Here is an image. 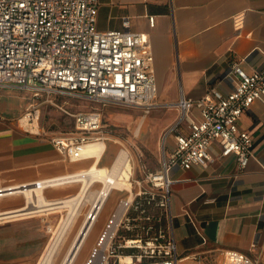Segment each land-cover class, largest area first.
Instances as JSON below:
<instances>
[{
  "label": "crops",
  "instance_id": "0c3cea01",
  "mask_svg": "<svg viewBox=\"0 0 264 264\" xmlns=\"http://www.w3.org/2000/svg\"><path fill=\"white\" fill-rule=\"evenodd\" d=\"M149 17L155 19L153 27ZM126 22L129 31L144 33L150 41L161 108L181 96L198 99L211 88L229 93L222 78L234 66L246 74L264 69V0H98L99 31L121 30ZM29 96L14 87L0 89V264L36 263L50 240L46 226L65 214L46 209L76 194L81 177L89 182L90 175L83 173L95 163L92 158L67 161L38 129L19 127ZM167 108L166 131L179 115ZM110 119L124 121L119 115ZM237 125L252 136L253 157L245 170L233 156L220 157L214 142V161L206 168L172 171L173 234L187 264H221L220 252L226 249L264 264V103L254 102ZM186 126L162 136L167 152ZM104 154L98 166L107 162ZM34 188L41 189V198L29 192ZM40 206L44 211L29 213Z\"/></svg>",
  "mask_w": 264,
  "mask_h": 264
},
{
  "label": "built area",
  "instance_id": "2783aa9c",
  "mask_svg": "<svg viewBox=\"0 0 264 264\" xmlns=\"http://www.w3.org/2000/svg\"><path fill=\"white\" fill-rule=\"evenodd\" d=\"M97 9L98 0H0V89L14 87L28 92L33 102L43 98L42 104L54 106L60 97L92 104L74 113L58 106L73 118V132L48 140L70 162L87 159L83 152L88 145L109 138L105 108L147 114L159 106L147 35L129 31L127 22L121 30L99 31ZM148 22L153 27L154 17ZM222 79L230 86L225 95L211 88L198 99L181 96L167 105L179 115L164 137L184 122L186 131L175 134L169 152L162 142L157 170L143 166L136 179L134 169L131 191L112 189L103 195L105 205L112 191L125 192L116 199L83 264H187L188 258L178 255L173 234L172 171L206 168L214 161V142L220 157L233 156L245 170L253 157L252 136L239 130L237 122L254 102L264 103V69L246 74L234 66ZM38 112L30 103L23 116L30 115L33 122ZM37 134L42 135L39 130ZM102 208L92 206V217L87 215L92 225ZM46 231L50 233L49 226ZM220 256L221 264H255L233 249L222 250Z\"/></svg>",
  "mask_w": 264,
  "mask_h": 264
},
{
  "label": "rangeland",
  "instance_id": "374dc122",
  "mask_svg": "<svg viewBox=\"0 0 264 264\" xmlns=\"http://www.w3.org/2000/svg\"><path fill=\"white\" fill-rule=\"evenodd\" d=\"M29 98V103L34 104L36 110L39 111L37 120L34 119L33 123H30L36 129L38 128L41 134L47 138L57 135H70L73 132V118L64 114L58 106H64L71 113H74L79 109L87 110L92 106L91 103L88 105L86 102H76L62 97L53 100V103L56 106L49 103L42 104L43 98L35 100L34 102L31 101V96H29ZM158 107L147 114L119 107H107L103 110L104 121L107 127L105 136L109 137L106 139L109 141L107 142V151L104 154V157L108 158V160L101 164L99 162L101 168H109L113 164L117 153L119 154V151L124 149V147L129 150L132 156L136 179L141 178V169L143 166L150 171L159 168V160L161 158V138L168 128L164 116L165 112L171 108H167L168 106L163 108ZM34 115L35 113H33V117H35ZM112 115H119L124 121H111L110 118ZM18 125L21 129L32 132L30 129L22 127L19 122ZM152 128H156L157 132H154V134L151 133ZM87 161L91 162V160ZM79 185V190L72 196H76L80 193V189L84 184L82 182ZM102 186L101 183H94L93 185L91 183L87 186L85 190L86 192H84V194L82 193L80 204L77 202L74 204L67 203L64 204V207L56 209L58 211H65V214L60 219H56L54 223L47 225L50 228V238L52 232L58 230L57 238L54 241L56 242V246L50 256V262L48 264H63L73 242L78 239V232L83 226L86 214L91 209L95 197L101 190ZM121 195H125V192L114 190L110 193L109 199L100 214L98 222L93 227V230L77 255V259L72 264H83L107 216L113 209L116 199ZM76 232L77 234L74 236V233ZM41 254L36 259L35 264H37Z\"/></svg>",
  "mask_w": 264,
  "mask_h": 264
},
{
  "label": "bare ground",
  "instance_id": "6f19581e",
  "mask_svg": "<svg viewBox=\"0 0 264 264\" xmlns=\"http://www.w3.org/2000/svg\"><path fill=\"white\" fill-rule=\"evenodd\" d=\"M29 119H30V115L23 116V118L21 119V123H20L21 126L24 128H28L32 131H37L38 128L36 129L35 127H33V125L30 123L31 121ZM34 119L37 120L36 115H35V117H33V120ZM105 140L106 139H102L100 141H97V142H94V143L88 145L83 152L84 155L87 156V159L92 158V160H95V163H92L91 168H88L85 171V173H83L84 175H90L89 182H88V178L86 176H83L79 179L84 184V186L81 187V189H80V193L77 194L76 196H71L68 199L66 198L65 200L60 202V205H57L56 207H52V208L50 207L49 209H46V210L58 211L56 209H60V208L64 207V204H67V203L74 204L77 202L78 204H80L81 200H82L81 199L82 193L84 194V192H86L85 190H86L87 186L91 183H92V185L94 183H101L103 185L101 190L98 192L97 196L95 197V200L92 204V206L94 205V207H97L98 205L102 204V206H103L102 209H104V207H105V205H103L104 204L103 202H105L103 195L107 194L108 190L111 191L112 189H117V190L127 189V190L131 191V188L133 186L132 176L134 175V164H133L132 156H131V154L127 148L124 147V149H121L119 151L120 153L117 155L115 162L109 168H106V167L101 168L97 165V162L99 161L101 155L104 153L105 148H106V141ZM77 177H78V175L73 176L72 178L76 179ZM45 184H47V183H45ZM110 184H112V185H110ZM29 192H34V193H36V195L38 197L41 198V194H40L41 189L34 188V189H31V191H29ZM47 205H48V202L46 201L44 206H47ZM42 207L43 206H40L39 207L40 209H38V210H36V208H35V210H31L29 213H35L37 211H44L42 209ZM95 210H96V208L94 209V211ZM100 213H102V212H100ZM88 214H91V217H92V207L89 210V212L86 214L83 226L80 229V231L78 232V235H79L78 239L73 242L68 254L66 255V257L63 261V264H72L77 259V255L79 254L81 248L85 244L86 239L89 237L91 231L93 230V227L98 222L97 221L96 223H94V225H92V221L90 222L91 217L89 218V220H87ZM6 216H8V215H6ZM57 234H58V230H54L52 232V236L49 240L48 246H47L45 252L43 253V255L41 256L38 264H48L50 262V256L52 255V253L54 251V247L56 246V242H54V241L57 238L56 237ZM129 260H130L129 258L124 259V261H129Z\"/></svg>",
  "mask_w": 264,
  "mask_h": 264
}]
</instances>
